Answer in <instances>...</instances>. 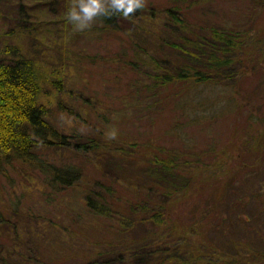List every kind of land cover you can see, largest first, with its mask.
Wrapping results in <instances>:
<instances>
[{"label": "rangeland", "instance_id": "rangeland-1", "mask_svg": "<svg viewBox=\"0 0 264 264\" xmlns=\"http://www.w3.org/2000/svg\"><path fill=\"white\" fill-rule=\"evenodd\" d=\"M110 2L105 0L106 5ZM77 3L0 0V60L8 59L4 52L9 47L34 60L43 101H48V121L71 144L39 146L31 161L1 163L0 264H85L104 257L113 230L86 209L84 196L101 177L134 178L137 163L120 166L119 172L108 150L133 144L141 148L129 149L138 153L137 159L145 150L162 149L199 161L195 191L178 198L170 212L183 237L195 246L205 244L208 255L220 263L235 258L236 264H264V207L246 210L256 213V223L244 240L258 254L248 253L240 234L236 240L226 234L214 240L210 231L197 240L190 228L198 209L224 192L230 201L245 189L264 199V0H143L141 14L123 19L116 29L93 19L83 30L66 16ZM167 9L179 11L193 33L224 26L247 37L235 66L240 73L228 83L230 90L181 84L158 94L148 92V61L171 57L169 42L178 39L167 26ZM56 77H62L60 93L52 85ZM113 129L117 135L110 137ZM91 139L105 148L86 155L74 151V143ZM54 168L77 171L79 179L69 188H51ZM127 187L118 184L117 189L127 195ZM195 201L199 205L193 213ZM199 247L197 251H204Z\"/></svg>", "mask_w": 264, "mask_h": 264}, {"label": "trees", "instance_id": "trees-1", "mask_svg": "<svg viewBox=\"0 0 264 264\" xmlns=\"http://www.w3.org/2000/svg\"><path fill=\"white\" fill-rule=\"evenodd\" d=\"M143 10L138 8L128 17L116 13L102 14L94 19L104 27L116 29L120 21L138 17ZM166 13L171 35L178 39L169 42L173 51L171 57L148 61L151 70L148 92L158 94L181 84L194 88L200 85L219 87L224 92L230 90L228 83L234 82L240 73L239 67L235 66L246 48L247 37L239 32L240 29L224 26L200 28L199 32L193 33L179 11L167 9ZM4 53L8 59L0 60V165L10 163L13 158L31 161L39 146L71 145L68 137L48 121V101H43L42 78L34 60L17 47H9ZM61 84L62 77H56L52 82L58 93ZM226 101L233 102L232 99ZM72 147L83 155L105 148L94 139L74 143ZM126 148L108 150L119 172H122L120 166L137 163L134 178L129 181L128 176L120 180L101 177L93 183V192L84 196L86 209L107 220L114 234L113 240L106 244L104 257L87 259L85 264H236L235 258L224 263L211 258L205 244L195 246L190 238L183 237L182 229L173 225L170 216L173 203L193 189L195 191L198 180L195 168L200 165L199 161L184 153L162 149L151 153L142 149L145 153L137 159L138 153L129 149H141L139 145ZM50 172L51 188H69L79 179L77 171L54 168ZM118 184H126L129 194L119 192ZM202 190L203 187L197 195L199 198L203 197ZM212 196L208 195L211 199ZM186 198L188 201L189 196ZM198 205L195 201L190 206L193 213ZM252 205L259 211L264 207V199L256 197L251 189H245L232 201L224 192L203 209H198L190 228L198 234L197 240L210 235V231L215 232L214 240L225 234L228 240H236V234H240L241 240L250 238L256 213L250 215L246 210ZM209 244L212 246V242L207 246ZM242 245L249 254H258L250 240H244ZM198 247H203L204 251H197Z\"/></svg>", "mask_w": 264, "mask_h": 264}, {"label": "clouds", "instance_id": "clouds-1", "mask_svg": "<svg viewBox=\"0 0 264 264\" xmlns=\"http://www.w3.org/2000/svg\"><path fill=\"white\" fill-rule=\"evenodd\" d=\"M141 7H143V0H111L107 5L105 0H78V3L66 12V16L77 29L83 30L90 27V22L99 15L119 13L128 17ZM108 135L115 137L117 132L113 129Z\"/></svg>", "mask_w": 264, "mask_h": 264}]
</instances>
